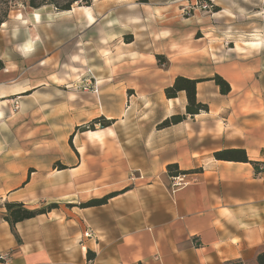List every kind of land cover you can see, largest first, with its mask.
<instances>
[{"label":"crops","instance_id":"crops-1","mask_svg":"<svg viewBox=\"0 0 264 264\" xmlns=\"http://www.w3.org/2000/svg\"><path fill=\"white\" fill-rule=\"evenodd\" d=\"M49 8L24 7L0 25V127L17 126L15 121L23 120L28 111H49L47 106L55 100L54 111L66 126L103 113H97L93 103L83 112L75 93L58 88L55 81L61 79L60 73L46 62L54 61L58 52L44 57L42 48L48 33L55 32L65 16ZM74 12L73 7L64 11ZM43 23L53 26L46 30ZM245 53L210 62L199 76L187 75L208 78L218 73L229 82L227 94H221L212 80L196 84V98L207 104V111L156 129L165 117L184 112L185 93L168 99L162 91L156 102H130L124 115L108 116L117 120L102 128V142L86 136L85 142L78 140L77 154L67 151L71 166L56 174L46 167L29 173L30 154L16 149L14 136L6 135L11 145L0 153V160H6L0 161L3 201L34 208L44 199L60 201L63 207L12 226L0 217V253L11 255L0 264H257L256 255L264 253V171L251 162L213 156L217 150L244 148L249 160L258 166L264 163V44L240 55ZM131 68V76L119 75L120 82L146 91L137 80L141 66ZM14 99L19 110L10 114ZM134 112L135 119L126 117ZM46 117L43 113L41 120ZM115 124L120 127L118 134ZM65 134L62 131V140ZM22 140H30L29 135ZM90 142L101 148L99 154L85 150ZM81 145L83 151L78 150ZM115 157L117 168L111 166ZM169 163L186 171L179 175L184 182L179 186L171 185ZM112 181L129 187L118 202L76 210L64 207L83 195L110 191ZM79 191L85 192L80 196Z\"/></svg>","mask_w":264,"mask_h":264},{"label":"rangeland","instance_id":"rangeland-1","mask_svg":"<svg viewBox=\"0 0 264 264\" xmlns=\"http://www.w3.org/2000/svg\"><path fill=\"white\" fill-rule=\"evenodd\" d=\"M49 6L51 9L48 10L65 17L57 19L61 20V24H57L55 32L48 33L45 41L42 40L44 57L58 52L54 61L46 62L50 69L60 73L61 79L55 81L59 84L58 88L77 95L76 103L80 110L86 112L84 109L93 103L97 113L103 112L95 117L124 115L130 102H156L157 94H162L170 75L199 76L210 62L231 57L237 52H246L240 55L250 54L264 44V0H90L89 6L95 18L89 27L84 12L77 8L82 5L73 4V14ZM24 7L29 8L23 0H14L7 18L9 15L13 18ZM43 26L50 30L53 25L43 23ZM41 30L46 33V30ZM72 38L77 39V42L72 44ZM256 38L262 43L252 47L249 43ZM135 66H141V75L137 80L144 86V92L135 86L125 87L118 78L120 74L131 76V67ZM112 77L116 79L112 80ZM92 87L97 88V93L93 92ZM14 101L18 102V99L12 101L10 114L19 110L14 107ZM55 101L47 106L51 108L49 111H28L23 120L15 121L17 126L0 127V153L11 145L6 142V135H13L16 149L24 148L30 154L29 173L40 167H46L52 174L69 168L71 163L67 151L77 154L75 144L78 140L84 141L85 136L88 140H95L87 136V131L97 130L99 124L91 125L89 119L82 123L63 125L57 116L58 111H54ZM43 113L47 116L46 120H41ZM134 113L126 117L135 119L138 114ZM132 123H129L130 129ZM76 126L86 131H75ZM119 129L118 124H115L117 134ZM122 129L125 130L124 126ZM62 131H67L64 140ZM71 134L72 144L69 143ZM25 135H29L30 140L24 142L22 136ZM95 146V142H90L85 150L89 154H99L101 148ZM116 159L111 160L114 168L120 165ZM61 166L65 168L59 169ZM111 183L110 191L88 198L83 195L78 200L74 199L77 200L75 203H66L64 207L83 209L86 207H81L80 203L111 192H116V195L106 203L109 200L118 202L129 187H121L119 182ZM84 192L79 191L78 194L81 196ZM4 202L0 197L1 218L6 213ZM46 202L40 199L37 207L29 208H45L48 212L63 207L60 201ZM52 204L55 207L47 209Z\"/></svg>","mask_w":264,"mask_h":264},{"label":"trees","instance_id":"trees-1","mask_svg":"<svg viewBox=\"0 0 264 264\" xmlns=\"http://www.w3.org/2000/svg\"><path fill=\"white\" fill-rule=\"evenodd\" d=\"M14 0H0V25L6 20L11 4ZM146 1V0H140ZM24 4L31 9L39 8L43 5H52L57 10H69L71 6L75 3L78 5H90V0H23ZM1 67V62H0ZM212 80L216 86H218L221 94H227L230 91L229 82L218 73H214L208 78H192L185 75L177 74L174 76L171 84L163 88V93L166 98H175L178 93L183 91L186 96L185 110L183 113H173L160 122L156 124L157 129H162L174 124H177L183 121L188 115H194L203 111L208 110L206 103L200 102L196 98V84L200 81ZM115 121L114 118H105L103 115L93 117L88 121L91 125L99 124V128H105L110 126ZM80 129V131H86L80 126L75 127V131ZM90 130H94L91 128ZM73 134L69 137V143H71ZM213 156L218 160H229V161H242V162H251L254 164L255 168H258V163L253 160H249L246 151L244 148H225L221 150L214 151ZM65 168L61 166L59 169ZM264 171V170H263ZM166 172L170 176H177L182 173H185V170L178 168L176 163H169L166 165ZM125 190L127 188H124ZM116 192L107 193L99 198H90L89 200L80 203L81 207H91V206H100L107 202V200L113 197ZM6 213L3 215L2 219L8 222L10 226L16 222L35 217L36 215L45 213L47 210L45 208H35L31 209L27 207L23 202L20 201H5L3 203ZM55 207V204L50 205L47 209ZM257 264H264V253H258L256 255Z\"/></svg>","mask_w":264,"mask_h":264},{"label":"bare ground","instance_id":"bare-ground-1","mask_svg":"<svg viewBox=\"0 0 264 264\" xmlns=\"http://www.w3.org/2000/svg\"><path fill=\"white\" fill-rule=\"evenodd\" d=\"M79 9L83 10L84 12V15L86 17V20L89 24H92L94 22V16L92 15V11H91V8H89L88 6H85V5H82V6H78ZM37 14V13H36ZM35 15V14H34ZM35 17L38 18V15H36ZM39 19V18H38ZM259 38H256V40L254 41H251V45H258L260 44V42L258 41ZM107 58V57H106ZM1 115V113H0ZM2 117V116H0ZM108 134H114L113 131L111 129H108ZM104 134L105 132L102 131V128H98L97 130H94V131H87V136L90 138V139H95V140H98L99 142H102L103 141V137H104ZM79 150L80 151H83L84 150V146H80L79 147Z\"/></svg>","mask_w":264,"mask_h":264},{"label":"built area","instance_id":"built-area-1","mask_svg":"<svg viewBox=\"0 0 264 264\" xmlns=\"http://www.w3.org/2000/svg\"><path fill=\"white\" fill-rule=\"evenodd\" d=\"M92 90H93V92L97 93V88L92 87ZM13 104H14L15 108L18 107L17 101H14ZM259 169L261 171H263L264 165H260ZM182 183H184V182L182 180V177H180L179 175L171 177V185L173 187L179 186ZM85 235L90 237V233L88 231L85 232ZM10 257H11L10 252H1L0 253V261H2V262H5V263L8 262L10 260Z\"/></svg>","mask_w":264,"mask_h":264}]
</instances>
